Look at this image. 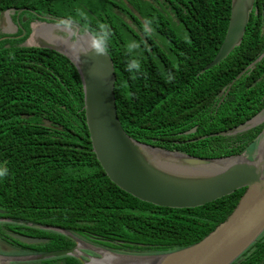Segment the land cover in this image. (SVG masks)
Here are the masks:
<instances>
[{"label": "trees", "instance_id": "trees-1", "mask_svg": "<svg viewBox=\"0 0 264 264\" xmlns=\"http://www.w3.org/2000/svg\"><path fill=\"white\" fill-rule=\"evenodd\" d=\"M190 1L191 14L180 15L182 29H162L173 42L169 55L159 50L155 59L145 49L128 48L125 39L121 47L107 39L118 118L130 136L163 148L200 157L253 152L264 122L229 135L214 133L264 114V0H255L241 43L205 70L224 39L231 0ZM29 67H11V78L8 68L0 74V216L63 227L111 250L151 254L198 242L233 211L245 188L191 208L155 205L121 189L92 150L75 66L61 57ZM14 93L20 101L8 103ZM29 110L35 121L46 117L62 129L19 118ZM194 126V133H184ZM7 230L48 240L21 243ZM0 238L23 255L75 245L59 231L15 222H0ZM263 259L264 235L232 264H264ZM33 262L81 264L70 255Z\"/></svg>", "mask_w": 264, "mask_h": 264}, {"label": "water", "instance_id": "water-1", "mask_svg": "<svg viewBox=\"0 0 264 264\" xmlns=\"http://www.w3.org/2000/svg\"><path fill=\"white\" fill-rule=\"evenodd\" d=\"M254 2L255 0H231L224 39L215 57L204 70L218 64L241 43L250 14L254 10ZM51 32L59 33L57 29ZM41 44L65 55L75 66L82 84L83 108L92 150L106 175L121 189L142 201L172 208L197 207L237 189L245 188V191L229 216L201 240L162 253L111 250L94 246L63 227L11 218L0 219L59 231L75 241V245L67 249L32 255L8 256L0 253V264L65 255L77 257L81 264H98L93 259L102 260L105 256L111 257V260L103 261V264H232L238 260L264 233V136L258 139L252 153L222 157H200L137 140L126 133L118 118L114 63L102 44L90 33L77 36L75 42L67 40L53 45L44 42ZM239 76L240 74L237 78ZM258 115L259 113L214 135H229L257 125L254 119ZM21 116L28 118L31 115ZM263 120L264 118L261 122ZM42 125L62 129L49 119H43ZM196 129L194 126L184 133H194ZM262 132L264 133V127ZM206 136L208 135L199 138ZM3 212L0 208V213ZM14 237L28 244L48 240L19 234ZM84 250L93 251L98 256H83Z\"/></svg>", "mask_w": 264, "mask_h": 264}, {"label": "flooded vegetation", "instance_id": "flooded-vegetation-1", "mask_svg": "<svg viewBox=\"0 0 264 264\" xmlns=\"http://www.w3.org/2000/svg\"><path fill=\"white\" fill-rule=\"evenodd\" d=\"M186 2L188 5L191 3L190 0H0V74L8 68L10 70L5 74L11 78L14 77L11 68L13 66L22 64L30 68L29 66L35 67L44 62L51 64L61 57L68 59L55 49L42 45L41 42L49 45L57 44L59 41L67 42V40L75 42L77 36L88 33L92 34L106 51L109 46L107 39L118 47L123 45L125 39L128 48L145 49L155 59L159 50L169 55L170 43L173 42L171 39H166L162 29H171L174 32L182 29L180 15L191 14L192 5L188 6ZM53 29H57L59 33L51 32ZM121 32L124 33L123 37L117 35ZM18 101L20 99L14 93L12 100L8 103ZM5 103L6 101L1 105ZM2 109L3 107H0V115L4 118ZM7 111L9 116L15 114L9 106ZM23 114L31 116L24 118L21 116ZM19 118L24 120L33 118L32 123L37 125H42V120L46 119L41 117L39 122L35 121V115L31 110L28 113H19ZM6 218L10 217L0 216V219ZM0 222L10 221L0 220ZM6 232L13 238L16 234L26 235L10 230ZM263 235L261 234L260 237ZM99 246L109 249L104 245ZM19 249L0 238L1 254L23 256V254H14ZM84 252L83 256L97 255L90 250H84ZM123 252L127 251L123 250ZM30 254L34 253L24 255ZM12 264L38 263L31 260L14 261Z\"/></svg>", "mask_w": 264, "mask_h": 264}, {"label": "bare ground", "instance_id": "bare-ground-1", "mask_svg": "<svg viewBox=\"0 0 264 264\" xmlns=\"http://www.w3.org/2000/svg\"><path fill=\"white\" fill-rule=\"evenodd\" d=\"M262 118H264V114H259L255 119H254V121L256 122V123H259V122H261V120H262ZM85 239V238H84ZM94 260V262L95 263H98V264H103V261H109V260H111V257H109V256H105V258H103L102 257V260H100V259H93Z\"/></svg>", "mask_w": 264, "mask_h": 264}, {"label": "rangeland", "instance_id": "rangeland-1", "mask_svg": "<svg viewBox=\"0 0 264 264\" xmlns=\"http://www.w3.org/2000/svg\"><path fill=\"white\" fill-rule=\"evenodd\" d=\"M263 122H264V120H263L262 122H259V123L261 124V123H263ZM259 123H258V124H259ZM250 153H252V152H249V154H250ZM92 244H93V243H92ZM93 245H94V246H99V245H97V244H93ZM101 247H102V246H101ZM128 253H129V252H128ZM97 256H98V255H97Z\"/></svg>", "mask_w": 264, "mask_h": 264}, {"label": "clouds", "instance_id": "clouds-1", "mask_svg": "<svg viewBox=\"0 0 264 264\" xmlns=\"http://www.w3.org/2000/svg\"><path fill=\"white\" fill-rule=\"evenodd\" d=\"M0 175H2V173H0Z\"/></svg>", "mask_w": 264, "mask_h": 264}]
</instances>
